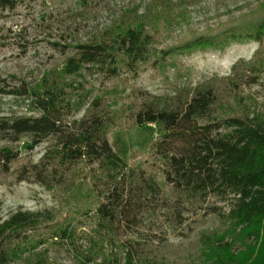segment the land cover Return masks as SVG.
<instances>
[{"label": "rangeland", "instance_id": "obj_1", "mask_svg": "<svg viewBox=\"0 0 264 264\" xmlns=\"http://www.w3.org/2000/svg\"><path fill=\"white\" fill-rule=\"evenodd\" d=\"M165 2L18 0L13 9H0V88L9 90L22 81L34 86L61 65L74 44L85 42L125 13L145 16L150 26V16L156 11L161 16L170 13L171 24L163 27L160 42L154 43L166 50V55L160 54L163 59L142 65L133 76L85 78L93 86L92 96L102 97L101 112L113 118L107 139L114 152L133 172L140 175L142 171L143 177L159 187L158 194L143 201L137 219L123 223L120 238L152 264H249L264 251V232L249 237L247 230L227 217L231 195L199 200L175 191L166 182L164 161L154 150L156 127L136 126L133 113L147 102L182 106L195 88L210 86L216 93L215 114L245 109L264 118V36L260 41L190 47L173 42L192 30H215L257 19L264 13V0H170L169 6ZM178 12L182 18L176 16ZM84 108L73 118L79 119ZM36 113L22 97L0 93V120ZM25 140L11 143L0 134V150L7 147L18 152L8 170L0 161V224L15 212L38 213L49 220L12 240L13 246L31 249L11 264H79L78 250L97 237L94 188L104 186L82 167L72 177L74 188L41 186L26 170L40 162L51 140L32 150L24 148ZM63 230L70 236L64 238ZM111 251L110 245L102 247L96 263L109 259ZM117 253L119 264H124L121 250Z\"/></svg>", "mask_w": 264, "mask_h": 264}, {"label": "trees", "instance_id": "obj_2", "mask_svg": "<svg viewBox=\"0 0 264 264\" xmlns=\"http://www.w3.org/2000/svg\"><path fill=\"white\" fill-rule=\"evenodd\" d=\"M17 1L0 0V9H13ZM166 1L169 6L170 0ZM176 16L182 18L183 14L178 12ZM150 17L151 26L145 16L125 13L85 42L74 44L61 65L44 74L34 86L22 81L9 90L0 88V93L22 97L27 107L37 112L2 118L3 139L15 143L26 138L23 145L27 150L51 140L40 162L26 170L36 182L50 190L74 188L72 177L82 167L93 181L104 186L94 188L97 237L90 240L87 248L78 250L79 264H119L118 249L124 264H152L121 240L120 227L137 219L143 201L158 194L159 187L143 177L142 171L140 175L133 172L114 152L107 139L113 118L101 112L102 97L92 96L93 86L85 79L96 74L103 79L122 73L133 76L142 65L163 59L160 54L166 55V50L157 49L154 43L160 42L161 30L171 24L173 16L168 12L161 16L156 11ZM263 36L264 13L257 19L215 30H192L173 42L190 47L241 39L260 41ZM215 103L212 87H197L176 108L143 103L133 113V121L138 127H156L154 150L164 161L166 182L175 191L199 200L208 195H231L227 217L247 230L249 237H259L264 232V118L245 109L215 114ZM83 108L84 114L73 118ZM17 156L18 152L10 148L0 150L5 170ZM40 216L15 212L0 224V264H11L30 252V247L11 243L24 231L47 221V217ZM63 231L64 238L70 236ZM106 245L112 246L113 252L109 259L96 263L98 252ZM257 257L249 264H264V251Z\"/></svg>", "mask_w": 264, "mask_h": 264}]
</instances>
